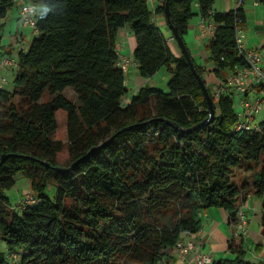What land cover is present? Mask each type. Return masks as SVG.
<instances>
[{"label": "trees", "instance_id": "trees-1", "mask_svg": "<svg viewBox=\"0 0 264 264\" xmlns=\"http://www.w3.org/2000/svg\"><path fill=\"white\" fill-rule=\"evenodd\" d=\"M43 1L36 36L19 52L14 87H0V162L7 155L0 167V264H170L179 240L201 231L204 210L222 207L234 224L251 187L264 197V122L239 130L235 88L217 95L188 46L216 108L215 120L199 126L211 113L209 101L156 19L163 15L185 41L194 4L214 19L206 50L221 86L230 67L246 65L236 50L237 28L246 21L241 6L214 12L217 0H170L169 21L167 0L156 9L148 0ZM16 2L0 0V21ZM126 26L137 39L140 74L151 78L166 67L167 91L145 83L126 101L118 49ZM60 113L68 140L54 138ZM18 173L38 196L20 208L7 193ZM231 250L234 258L213 264H253L243 247Z\"/></svg>", "mask_w": 264, "mask_h": 264}, {"label": "crops", "instance_id": "crops-1", "mask_svg": "<svg viewBox=\"0 0 264 264\" xmlns=\"http://www.w3.org/2000/svg\"><path fill=\"white\" fill-rule=\"evenodd\" d=\"M39 1L42 3L44 2L43 0ZM256 2L257 0H244L243 4L241 5L246 16L244 32L245 30L252 28L253 24L255 25L256 34L252 35L249 39L250 42H248L247 35L245 33V39L248 46L260 49L264 59V37H261L262 33H264V29H261L264 8L261 5L262 0H258V3ZM151 3L153 5H151ZM149 4L152 8L156 5L153 2H150ZM239 4V0H217L214 6V12L237 9L240 6ZM194 10L196 15L189 21V32L186 35V41L195 58L198 60V56H200L201 59L198 61L207 66L208 71L206 73V79L213 86L214 90H216L219 88L221 80L216 77L212 71L214 69V63L209 59L210 54L204 58L202 53L204 50L201 51L202 46L206 49V44L210 40V36L204 31V17L200 14L198 3L194 4ZM18 14L20 15V13ZM156 19L157 22L160 20L162 25H166L167 23V20H164V18L160 15H157ZM20 36L21 37L18 38L23 40V34H20ZM167 41L172 49L179 55L181 50L179 43L174 38V35H170L167 38ZM14 43L15 41L6 43L3 40V45L0 47V58L4 55H9L15 57L18 60L17 47L14 45ZM119 43L122 45V54L134 55V51L137 46V39L130 27L126 26L120 29ZM17 71L18 69H6L0 65V76L7 75V77H9L10 74L14 75L17 73ZM133 75L134 79L136 80V85L134 87L136 90L139 89V87H141L143 84L148 83V80L152 78L143 77L140 74L138 66L136 65L131 67V72L128 77H132ZM228 76L229 75H227V78ZM257 92L258 89L251 88L248 95L250 98H254L257 95ZM237 93L238 92L236 89H233L232 95L234 96L235 107L239 114H242L243 108L239 104V96ZM257 116L254 118L255 123L264 122V111L261 112L262 120H258ZM263 202L264 197H258L255 193L248 195L244 206L249 219V230L245 235L239 236L236 234L235 227L233 223H231L229 211L222 207H210L204 210L201 214L203 220V227L201 231L194 235L185 234L186 236L184 238L194 239L197 242L200 250L211 253L214 257V260H219L222 258H234L236 254L231 250V246L233 245L234 247L241 246L246 249L248 252L247 259L250 262L253 264H261L264 262V226L262 223ZM170 264H196V262L193 258L189 261L184 260L180 254L174 250L170 254Z\"/></svg>", "mask_w": 264, "mask_h": 264}, {"label": "built area", "instance_id": "built-area-1", "mask_svg": "<svg viewBox=\"0 0 264 264\" xmlns=\"http://www.w3.org/2000/svg\"><path fill=\"white\" fill-rule=\"evenodd\" d=\"M160 1L161 0H148L149 3L153 2L156 4L153 7L154 9L157 8ZM239 1V5L241 6L244 0ZM256 3H258V0ZM45 12L46 8L44 2L42 3L39 0H24L20 7L21 22L33 28L35 33L37 31L39 17ZM239 21L241 23V19ZM203 28L205 33L211 37L216 32L217 24L213 18L204 17ZM236 39V50L239 57L246 65L240 67V65L236 64L234 67H230L231 70L227 81L217 88L216 93L219 95L222 92L229 91L231 88H235L238 92L239 104L243 108V113L240 114L242 119L237 128L239 130H254L260 127L259 123H255L254 118L264 111V87L259 89V86H264V59L260 49L247 45L243 24H240L237 28ZM23 49H25V47H23ZM118 49L121 55V67L128 77L131 72V67L133 65L138 66V63L134 55L122 54V45L120 43H118ZM0 65L6 69H18L19 61L13 56L4 55L0 58ZM7 82H9L7 75H1L0 87L4 86ZM251 88L258 89L257 95L254 98H250L248 95ZM31 194L32 195L28 194L21 203L26 204L38 201L36 193L33 191ZM233 225L237 234L245 235L248 233L249 219L245 207L240 208L237 214V221L234 222ZM175 250L186 261L193 258L196 264H212L214 262L213 255L209 252L200 250L194 239H180ZM17 256L16 254L14 255V257ZM261 264H264V262Z\"/></svg>", "mask_w": 264, "mask_h": 264}, {"label": "rangeland", "instance_id": "rangeland-1", "mask_svg": "<svg viewBox=\"0 0 264 264\" xmlns=\"http://www.w3.org/2000/svg\"><path fill=\"white\" fill-rule=\"evenodd\" d=\"M22 4V0H19L15 3V5L10 8L7 16L0 21V23H4L3 25L0 26V33L3 35V40L6 43H10L12 41H15L14 45L17 47V56H19V52L25 47V50H27L33 39L35 38L34 34V29L31 28L30 26L26 24H22L20 20V7ZM151 5H153L151 3ZM262 7L264 8V1L262 0L261 2ZM42 7V5H41ZM166 20V18L163 15H160ZM159 26L162 29V32L164 33L165 37L168 38L170 35L173 34V29L170 26V24L167 22L166 25H162V22L159 20L158 21ZM262 28L264 29V16H263V22L261 24ZM245 33L247 35V41L250 42V37L254 34H256V27L253 24V27L250 28L249 30H245ZM20 34H23L24 39L21 40L19 39L21 36ZM19 37V38H18ZM261 37H264V33H262ZM19 40V41H17ZM203 57L206 58L209 52L202 46L201 51H203ZM201 57L198 56V60H200ZM16 75V74H14ZM14 75L10 74L8 79L9 82L5 84L7 89L12 90L14 87ZM170 74L166 70V67L161 68L151 79L148 80V83L152 86H157L161 89L168 90V82L170 80ZM135 82L136 80L134 79V75L132 77L127 78V86L130 89L129 95L126 98V101L130 100L131 95L134 94L137 90L134 88L135 87ZM217 91V89H216ZM65 94L74 99L77 100V95L74 92L73 88H67L65 90ZM254 94V93H253ZM48 96H46L47 98ZM43 101V99L41 100ZM237 106V105H236ZM263 116V115H262ZM261 113L257 116V119L262 120ZM58 122H59V128L57 130V133L55 134L54 138L56 139H64L68 140V133H67V119H66V114L65 113H60L58 114ZM69 153L68 149H65L63 153L60 154V160L63 163L69 162ZM245 172V171H244ZM249 173H243L242 175L236 176L235 179L237 182H240L244 180V178H248ZM253 188H250L249 194L254 193L252 192ZM34 189L32 187V181L29 177L25 176L23 173H18L16 176V182L15 185L7 191L8 195L10 196L11 199V204L13 207L20 208L21 201L25 200L28 194L32 195L31 192H33ZM52 196L55 195L56 193V187L54 186L52 188ZM248 198V196H247ZM245 207L244 204L241 205V208ZM20 211V209H17ZM170 212V211H169ZM258 223V222H257ZM256 225V223H255ZM236 231V229H235ZM237 234V231H236ZM239 235V234H237ZM241 236V235H239ZM252 251V250H251Z\"/></svg>", "mask_w": 264, "mask_h": 264}, {"label": "water", "instance_id": "water-1", "mask_svg": "<svg viewBox=\"0 0 264 264\" xmlns=\"http://www.w3.org/2000/svg\"><path fill=\"white\" fill-rule=\"evenodd\" d=\"M170 0H167V3H166V15H167V18L169 19V21H171V11H170ZM172 26V29H173V32H174V38L177 39L183 53L185 54V56L187 57L193 71L195 72V74L197 75L200 83L202 84V87H203V90L206 94V97L209 101V104H210V108H211V113L209 115V117L204 120L199 126H204L206 124H209V123H212L214 120H215V115H216V108H215V101H214V98L213 96L211 95L209 89H208V86L207 84L205 83V80L204 78L201 76L200 73H198L197 69L195 68V64H194V61H193V58H192V54L189 50V47H188V44L186 43L185 39L180 35L179 33V29L177 26L171 24ZM98 147H95L93 148L88 155L92 154L95 150H97ZM7 158V155L4 154L3 155V158H2V161L0 162V167L1 165L3 164V162L5 161V159Z\"/></svg>", "mask_w": 264, "mask_h": 264}]
</instances>
